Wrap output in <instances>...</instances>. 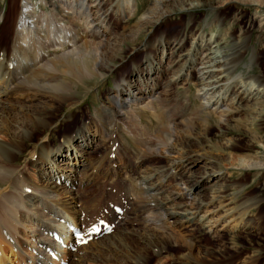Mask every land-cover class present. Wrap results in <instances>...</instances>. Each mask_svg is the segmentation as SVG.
<instances>
[{"label":"bare ground","instance_id":"1","mask_svg":"<svg viewBox=\"0 0 264 264\" xmlns=\"http://www.w3.org/2000/svg\"><path fill=\"white\" fill-rule=\"evenodd\" d=\"M2 1L8 9L11 2L17 10L12 19L6 18L0 23L1 39L7 40L0 48V264H13V260L21 264L26 259L21 253L23 241L19 234L23 232L18 226V218L24 211H31L27 217L30 214L37 218L34 232H31L37 243L33 264L50 263L44 249L55 243L46 234L55 231L57 219L68 216L65 219L67 227L81 229L92 211L98 216H102L103 211L106 216L103 220L113 224V228L76 245L74 252L71 248L65 249L62 260L65 258L68 264H99L98 261L100 264H138L140 250L134 254L131 245L125 242L133 234L143 243L142 249L148 251L147 248H154L171 230L182 233L202 230L213 233L214 238L219 236L216 239L223 243L229 230L257 227L249 211L255 207L251 203L257 205L258 200L252 198L250 202L249 198L248 203L244 200L236 204L230 192L236 185L229 181L228 166L233 157L226 150L239 140L236 136L228 137L219 146L205 143L202 138L210 132V118L222 126L228 124L229 117L240 120L253 131L254 139L257 130L264 127V77L250 72L257 63L256 47L249 45L250 32L223 28L225 11L235 4L253 9L264 24V11L261 10L264 0H149L148 9L136 18V30L126 34L132 40H119L120 34H115L105 38L100 51L90 42L82 24L65 12L61 19L56 15L62 12L57 2H67L72 9L76 7L73 13L84 19L83 26L94 24L92 37L106 35L114 27L115 33L120 25L114 17L124 21L125 7L113 6V0ZM131 1L134 0L124 3ZM48 4H52V12L45 11ZM197 8H204L206 13L194 20ZM153 9L154 15L148 16V11ZM175 16L181 18V28L177 32L157 33L150 38L148 35L133 44V32L148 27L149 33L159 23ZM124 35L122 38L126 37ZM138 50H142V57L135 61L132 53ZM127 60L130 61L128 72L114 79L115 89L98 93V105L90 111V118L73 132L61 136L58 144L52 143V140L56 142L55 131L72 128L73 121L67 118H75L81 109L73 91L77 83L92 77L99 78V83L103 76L112 75L117 65L120 67ZM187 88L191 93L187 104L173 109L171 102L176 93H185ZM63 91H73L74 95ZM148 97L151 101L144 103ZM199 99L203 112L199 115L200 121L192 123L190 117L181 113L170 120L173 112L189 110L186 106ZM129 102L135 105L127 112L136 117L144 113L149 121L147 125H142L140 119L136 121L131 114L129 120H125L123 110ZM62 104L68 109L65 115L57 114ZM219 108H223L219 113L226 116L222 121L206 113L217 112ZM11 110H16L14 116L10 115L13 111L8 112ZM101 132L110 139L103 137ZM114 137H118L120 144ZM6 138L12 139V143ZM189 139L196 146L189 144ZM107 142L115 145L119 156L115 162L121 173L116 182L118 190L123 192H117L123 203L109 205L108 214L103 210L106 205L94 204L108 188L102 183L107 179L108 168L102 170L98 164L94 165L89 155L91 149L105 148ZM126 151L132 156V166L124 161ZM150 157L158 161L147 162ZM256 157L257 162L248 166L261 167L264 177V157ZM29 170L37 174L31 177ZM114 177L108 182L115 181ZM75 185L77 191L72 190ZM90 190L95 192L86 194ZM84 195L88 204L84 201L86 198L81 199ZM124 204L131 205V211H127ZM114 206L120 207L122 213H116ZM138 214L143 219L141 227L121 225L119 228L116 225L119 220ZM147 214L156 217L144 216ZM94 222L89 221L83 231ZM150 225L153 228L147 227ZM65 237L69 244L75 242L72 233ZM163 248L151 251H157L158 255ZM188 248L187 254H182L187 259L205 260L208 256L200 247L191 245ZM117 252L124 255V259L118 260ZM220 252L217 249L214 253Z\"/></svg>","mask_w":264,"mask_h":264},{"label":"rangeland","instance_id":"2","mask_svg":"<svg viewBox=\"0 0 264 264\" xmlns=\"http://www.w3.org/2000/svg\"><path fill=\"white\" fill-rule=\"evenodd\" d=\"M125 0H121L119 2L117 1H111L115 3V5L123 6L125 9L123 10V13L125 14L124 21L123 20H118V16L114 17L113 19H116L119 22L120 26H116V32L113 33L112 28L111 31L109 30L106 35L100 36V35H93L91 37V29H95L94 24H90L88 26H83V21L84 19L79 16L78 14H74L73 12L77 11L76 7H73L72 5L64 2L58 4L57 2V8L61 10L62 12L56 13V15L61 19L63 18L64 12L71 15L74 21L77 23L82 24V30L89 35L90 37V42H93L94 47L98 51H100V48L104 45L106 42L107 37L111 38L115 34H120L119 35V40H125L126 42L132 40L130 39L131 37L127 36L126 34L129 32H132V30H136V23L137 22V17L141 15L143 10L148 9L150 6L149 0H134L131 2H125ZM117 2V3H116ZM14 3H16L14 1ZM66 3V4H65ZM66 6H65V5ZM59 5V6H58ZM69 5V6H68ZM71 5V6H70ZM41 7V6H40ZM135 9V13L133 14V9ZM157 7V6H155ZM43 8V7H41ZM71 8V9H70ZM198 9V10H197ZM194 12V20H198L201 18L205 13L204 8H197ZM17 7H13L12 3L10 2V9L6 7V4L0 0V14H1V19L0 23H2L3 19L5 20L6 18L12 19L15 14H16ZM69 10V11H68ZM138 10V11H137ZM264 11V9H261ZM258 12L261 14L262 12ZM46 12H52V4H48V6L45 8ZM111 11V9H110ZM154 9L152 11H148V16H153L154 15ZM226 15V21L224 23L223 28L231 29L233 32H242L245 33L246 31H249L250 33V42L251 45L256 47V61L257 63L253 66V69L251 68V74L255 73L257 75H262L264 77V24L262 21L257 18L258 14H255L253 12V9H250L249 7L242 5V4H235V5H230L227 7V10L225 11ZM72 13V14H71ZM151 14V15H150ZM176 17V16H175ZM169 17L168 22H162L159 23L160 25L157 26L156 31L154 28L151 29V31L148 33L149 28L148 27H143L141 28L140 32H133L134 33V43H138V41L145 39L149 35V38L151 36L157 35V33H168V34H173L177 32L181 28V18L178 19L176 18ZM184 19V18H183ZM178 22V23H175ZM117 22V23H118ZM174 22V24H173ZM8 27V26H7ZM131 27V28H130ZM214 28V27H212ZM155 31V32H154ZM145 32V33H144ZM141 33V34H140ZM151 33V35H150ZM126 35L125 38H122V35ZM124 35V36H125ZM252 35V36H251ZM3 35H0V48H3L7 40L1 39ZM139 36V37H138ZM106 38V39H105ZM130 39V40H129ZM152 39V38H151ZM98 44V45H95ZM140 46V45H139ZM127 46L125 47V49ZM139 48V47H138ZM142 51V50H140ZM138 50L137 53H132V59L135 61H138L142 57V52ZM123 54L126 55V52H123ZM122 54V56H124ZM258 55V56H257ZM127 57V56H126ZM259 57V58H258ZM125 63V64H124ZM123 65L120 67L115 68L116 70L110 76H103L102 80L99 82L101 85H99L98 81L100 80L97 77H92L91 79H84L80 83H77V87L73 89L76 98L79 100V105L81 106V109H79V112H76L77 115L75 116H69L67 119L71 120L69 122L73 121V126L70 129L67 130H60L57 129L56 132V142L52 140V143L58 144L61 141V136L71 133L74 131L76 127H78L81 123L87 121L90 118V111H94V106H97L98 104V93H105L110 91L111 89H115V83L114 79L118 77V74H125L128 72L130 68V61H124ZM254 75V74H253ZM96 82V83H95ZM46 90L55 92V89H49L46 88ZM76 90V91H75ZM72 91V92H73ZM188 91V92H187ZM71 91H63L64 94H73ZM179 92V91H178ZM176 93V97H174L173 101L171 102V107L175 109L174 107H178L181 104H187V98L191 96L190 90L187 88L185 89V93ZM56 93L61 94V91H57ZM74 95V94H73ZM185 96V97H184ZM152 98H146L144 99V103L150 102ZM48 100V99H46ZM45 100V101H46ZM133 102H129L128 105L124 108L123 112L124 118L126 121L129 120V115L137 121L140 119V123L142 125H147L149 123L146 115L144 113H140V117H136L135 114L131 112H127L131 110V107L135 105V103L132 105ZM180 103V104H179ZM179 104V105H178ZM189 110H184L180 112L179 110L176 112H173V115L171 116L170 120L176 119L179 113L184 114L186 117H190L192 120V123H196L198 120L200 121L202 117L199 115H202L203 112L201 111L202 109V101L201 99L197 100L196 103H194L191 106H186ZM83 108V109H82ZM88 109V110H87ZM223 108L217 109V112H206L210 113L213 116H217L219 118V121H222L226 116H222L221 113H219ZM67 108L65 109V105L62 104L61 110L57 113L59 115H65L67 112ZM13 111V112H12ZM16 110H11L8 112H12L10 115L14 116L16 114ZM87 111V112H86ZM15 112V113H14ZM85 112V113H83ZM185 112V113H184ZM87 113V114H86ZM93 113V112H92ZM127 115V116H126ZM37 116H40V114H37ZM127 117V119H126ZM74 118V119H73ZM73 119V120H72ZM139 121V120H138ZM211 122V129L210 132L208 133L207 137H203L202 141L205 143L209 144H216V145H222V142L225 138L228 137H234L239 140L231 149L226 150V152H230L231 156L233 157V161H231L232 164L228 166V172L230 174L229 181L235 183L236 187L233 188L231 192V196L234 200V203L238 204V202L246 201L248 203V199L251 198L250 202H253L252 200L256 198L258 200V204L256 205L254 202L251 203L254 208H252L249 213H250V218L253 219L256 222L257 227L255 229H244L243 231H234V230H229L227 234L223 237V243H221L218 239L219 236L213 237V233H205L204 231H194V233H182V232H176L174 230L167 231L169 235H173V237L169 235H165L162 237L159 241H157L154 245V248L156 250L158 248H163L160 254H156L152 249L149 247L147 248L148 251L143 250L141 244H143L138 238H136V235H129V239H126L125 242L130 246L131 251L135 254L136 252L140 253V258H139V263L138 264H264V177L261 175V170L258 166H248L249 164L256 163L257 157L256 155H259L261 158L264 157V127L259 128L258 134H256V139L252 137L253 131L249 128L248 125H246L244 122H241L240 120L234 119L233 117H229V122L226 126H222L221 124L217 125L215 124V119L210 118ZM239 130H237L235 127ZM97 129H100V126L96 125ZM105 137V133H102ZM106 139H110V136L105 137ZM115 142L120 144V140L118 137H114ZM9 144L12 143V139H7ZM173 140V137L171 138L170 141ZM190 140V139H189ZM188 140L189 144L193 145V141ZM17 143L15 142V147ZM105 148H96L94 150L89 151V155L91 158V162H93L94 165L100 166V168L103 170L104 168H108L107 172V179H104L102 181L104 186H107L108 188L106 189L105 193H102L100 199L97 202H101L100 205L96 206H101V205H106V198L107 197H112L111 202L113 200H116L118 202L123 203L122 200L119 201L117 192L120 191L117 189L115 193H111L108 191L110 187L116 186L118 183L116 182L117 179L119 178V175L121 173V170L117 168V163L115 160L119 159V156L117 155L115 145L113 144H108V142L105 144ZM220 148V147H219ZM160 149V148H158ZM221 149V148H220ZM223 150V149H221ZM67 150H65L66 153ZM107 155L105 156V153ZM225 152V153H226ZM257 152V153H256ZM124 161L132 166V156L129 154V151H126ZM227 154V153H226ZM68 155L70 157V151H68ZM61 159V158H60ZM149 159V161H148ZM147 159V162H155L158 161L156 160V157H150ZM20 161H23V158L20 159ZM263 165H264V158H263ZM251 167V168H250ZM29 173L31 177H33V174H37L33 171L29 170ZM133 174V172H131ZM119 174V175H118ZM115 175V181L113 182H108V179L112 178ZM225 179L227 178L226 176L224 177ZM77 183V182H76ZM73 191H77V186L72 187ZM241 190V191H240ZM95 191L90 190L86 191V194L91 195ZM121 194H123L122 191H120ZM230 196V197H231ZM85 199V195L81 196V199ZM253 198V199H252ZM27 201V200H26ZM87 201V198L84 200ZM29 203V202H28ZM88 204V201L86 202ZM124 206L127 208V211H131L132 206L131 205H125ZM103 209L104 212L107 211L106 214H108V211L111 210L109 206H105ZM131 208V209H130ZM23 209V207H21ZM20 209V210H21ZM19 210V211H20ZM26 210V208H24ZM23 210V211H24ZM102 211V210H101ZM28 213H31V211H27L24 214L22 213L21 218H18L19 222V227L21 228L23 234L21 235V239L23 241V247L24 250L21 251V253L25 252L27 253L26 255H31V250L30 247L35 244L34 238L31 234L32 231L35 229V224L37 221L36 217H29ZM93 214V211L90 212ZM89 213V214H90ZM98 215H94L93 217H97ZM144 216H148L150 218H155L156 215L154 214H147ZM254 216V217H253ZM102 219H105V214L102 211V216H100ZM129 219L125 220H119L116 222V225L119 227L123 225V227H127L128 225L134 226L135 229L141 227L143 224V219L140 218L139 214L135 217L133 215H130ZM145 219V217H144ZM135 220V221H134ZM130 221V222H129ZM127 223V224H126ZM126 224V226H124ZM58 226L62 227L63 225L61 223L58 224ZM259 226V227H258ZM88 227V225H87ZM86 227V228H87ZM117 227V228H118ZM153 228V225L147 226ZM120 228V227H119ZM119 230V229H118ZM116 230V232L118 231ZM233 234V235H232ZM169 236V237H167ZM175 237V238H174ZM171 238V239H169ZM174 238V239H173ZM168 239V240H167ZM25 240V241H24ZM132 241V242H131ZM106 242V240H104ZM225 242V243H224ZM233 242V244H232ZM139 244V245H138ZM162 245V246H161ZM191 245H193L196 248H201V252H206L208 253V256L206 257L205 260H197V259H187L183 255H186L187 252L189 251V248ZM222 245H227V246H222ZM22 247V249H23ZM121 247V246H120ZM217 247V248H216ZM222 247V248H221ZM141 248V249H140ZM221 248V249H220ZM136 251H134V250ZM195 249V248H194ZM219 249L221 252L219 254L214 253L215 250ZM233 249V250H232ZM159 250V249H158ZM24 254V253H23ZM117 254V255H116ZM108 254H105L107 256ZM152 255V257H151ZM255 257H254V256ZM124 255H119V253H115V257L118 260L124 259ZM16 257V256H15ZM183 257V259H182ZM254 257V258H253ZM12 258V257H11ZM257 258V259H256ZM147 259V260H146ZM189 260V261H188ZM256 260V261H255ZM181 261V262H180ZM186 261V263H185ZM201 261V262H200ZM252 262V263H251ZM100 264V262L98 261ZM96 264V263H95Z\"/></svg>","mask_w":264,"mask_h":264},{"label":"snow or ice","instance_id":"3","mask_svg":"<svg viewBox=\"0 0 264 264\" xmlns=\"http://www.w3.org/2000/svg\"><path fill=\"white\" fill-rule=\"evenodd\" d=\"M109 231H111V229H108ZM91 231H99V229L93 228Z\"/></svg>","mask_w":264,"mask_h":264}]
</instances>
